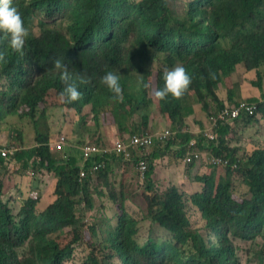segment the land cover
<instances>
[{
	"label": "trees",
	"instance_id": "16d2710c",
	"mask_svg": "<svg viewBox=\"0 0 264 264\" xmlns=\"http://www.w3.org/2000/svg\"><path fill=\"white\" fill-rule=\"evenodd\" d=\"M13 3L21 12L28 36L24 55L0 41V81H6L0 89V124L26 112L35 123L36 134L35 144L21 149L7 167L23 163L31 174L36 168L53 175L55 184L50 205L40 209V199L34 195L15 216L11 201L3 200L5 176L1 173L6 161L0 157V264H65L79 244L89 248L83 264H238L234 239L259 238L264 244V138L257 137L251 152L238 158V148L230 150L229 146L231 124L225 122L217 129L216 146L206 142L205 147L201 140L198 148L237 162V169L208 166L195 176L199 187L192 192L178 186L159 191L152 180L153 162L159 155L172 163L182 162L192 137L181 132L186 124L185 100L200 105L208 122L223 108L238 104L243 88L250 85L260 93L259 98H246L257 103V111L241 119L246 124L264 121V0H188L182 14L170 0ZM56 60L86 81H77L82 96L70 104L62 103L59 96L65 82L59 77ZM153 63L157 65L155 89L163 86L166 69L177 64L185 67L192 79L180 98L169 94L159 100L149 94ZM240 64L242 84L234 81ZM109 70L120 75V100H113L100 80ZM41 104L50 110L64 109L72 133L95 142L77 143L73 155L65 151L66 142L57 145L65 136L53 143L52 134L38 128L37 119L45 116L44 110H39ZM153 107L166 125L177 131L174 143L179 146L169 157L167 151L173 143L160 148L163 144L156 141L157 150L148 157L143 178L147 217L171 235V240L163 243L138 239V222L127 212L123 191L110 188L108 164L117 159L101 136L107 123L123 137L145 133ZM258 113L262 120L255 118ZM196 121L203 125L202 120ZM4 131L0 128V134ZM52 144L57 145L55 150ZM88 146L100 151L92 154L100 165L97 169L93 163L83 162V149ZM54 152H65L66 159ZM134 155L130 154L127 162ZM118 160L124 162V157ZM235 173L243 176L246 196L237 193ZM97 174L114 201L118 213L114 225L100 214L86 222V216L78 212L82 204L93 207L89 183ZM201 229L208 236H203ZM25 247L29 253L21 257L20 249Z\"/></svg>",
	"mask_w": 264,
	"mask_h": 264
},
{
	"label": "rangeland",
	"instance_id": "374dc122",
	"mask_svg": "<svg viewBox=\"0 0 264 264\" xmlns=\"http://www.w3.org/2000/svg\"><path fill=\"white\" fill-rule=\"evenodd\" d=\"M171 4L174 6L175 10L182 14L183 9L185 7V3L188 0H170ZM126 53V52H124ZM156 63H153L149 69L151 75L150 77V89L149 94L153 95V92L155 90V80H156ZM263 72V88H264V65L261 67ZM133 74H136V72H131ZM238 84L243 83V71L241 68H239L236 71L235 79ZM6 86V81L3 79L0 81V89L4 88ZM254 96L256 98H259L260 93L257 89L251 87L250 85H247V87L243 88V92L238 96L237 101L240 100H246L247 97ZM191 106H195L196 110H198V115L194 116L193 118H189L187 120L188 124L186 127L194 131V127L190 124V122H197L196 120H202V124H204V117L202 115V111L200 109V105H197L195 102H189ZM39 110H44L45 116L40 117L37 119L38 122V128L44 133H51L52 139L51 141H57L62 136H65V144L67 145L65 151H67L69 154L73 155L77 153L78 145L86 143L87 141H90L94 143L95 141L90 138L87 139V136L82 137L78 134L72 133V122L70 118L67 116L66 111L64 109H48V107L44 105H40ZM151 112H154L151 116V122L150 127L146 131L148 133H155L165 130L166 128H170L166 125L165 120L156 113L154 110V107L151 109ZM192 111H188V114H191ZM20 116H14L9 117L7 122L0 124V128L2 130H5L4 133L0 135L1 140H7L10 141V144L16 148L20 146L19 143H23L28 148H30L31 145H34V133L36 134V130L34 128L35 123L31 121V119L28 117L26 112L20 111ZM207 116V115H206ZM257 120L261 119V114L258 113L256 115ZM107 127L102 128L101 130V136L103 138V142L106 141L107 146H110L113 141L116 139H119L123 137L122 135H119L116 130L113 131L111 123H107ZM233 128L236 129L237 132L242 134L243 138L246 140L243 143L244 152L248 154L250 152V145H252V142H248V140H252L254 143L258 141L257 137L264 138V121L261 122V125H251L247 127H243L242 124L235 125ZM232 129V130H235ZM235 132V133H237ZM138 134V133H134ZM233 140H237L235 137H233ZM68 141V142H67ZM169 143H174V138H170L167 140V143L163 146H160V148L166 147L168 148ZM231 144L234 142L231 141ZM156 147V144L151 146L150 149L147 150V160L148 157H150V152L154 151ZM70 149V150H69ZM231 150V148H230ZM162 152L163 150L160 149ZM174 151H177V149L169 148L168 153L169 157L174 153ZM241 150L236 151L235 155H238V158L242 157L243 153ZM55 153V152H54ZM59 155H57L61 159H66V156L64 155L65 152H58ZM55 153V154H58ZM238 153V154H237ZM136 162H122L120 160H116L113 162H110L108 164V181L111 184L112 189H114L116 192L122 190L123 194L122 196L125 198V206L127 209L128 214L137 220L138 222V239L140 241H145L148 239H152L157 243H163L168 242L171 240V235L168 231H166L164 228L158 226L156 223H152L148 217H147V209H146V202H145V186L143 179L139 177L141 175L139 168L142 163V159L137 156H132ZM167 160H169L167 158ZM82 161V160H81ZM144 164L147 166L148 163L144 161ZM179 164L181 165L179 167ZM177 166H174L172 169V172L174 174H170V170L168 168V165H176V163H172L170 160L164 163H162V175H164L163 180H167L170 183H174L173 185H181L186 182H188L187 190L191 191V182L189 180V175L191 174V167H193L195 164H192L190 166H186L183 164V162L179 163ZM208 163L202 162L201 167H199L198 171L201 169V173L206 171ZM179 172H181L180 175L177 176ZM1 175L8 177L11 180H16L17 185L15 188H13L14 196H10V190H9V184L5 185V196L3 197V200L5 202L11 201V208L13 210L14 215H18L20 212V209L25 201H27L30 198V194L34 192L35 190L38 191V196H40V202H39V208L44 209L48 205L51 204V202L54 199L53 195V189H54V182L55 178L53 175L48 174L43 171H39L38 169H34V174L30 173L29 167H25L23 163L21 165L17 164L15 167H6L4 166L3 171ZM0 175V176H1ZM99 174L96 176H93L91 178V181L89 183L90 186V193L93 197V207L88 205H80L78 208V212L80 215H85V221L91 222L92 218L96 214L104 215L106 218L110 220V223L114 225L117 221L118 213L115 210V204L114 201L110 199L108 196V187L104 184L103 180L99 178ZM233 178H235V188L237 190L238 195L246 196V187L242 183L241 179L243 176L241 173H235L233 175ZM38 182V183H37ZM37 185V186H36ZM171 185V184H170ZM154 186L159 191L165 190L166 187H162L161 185H156V182H154ZM169 186V185H168ZM120 197V196H118ZM124 200V199H123ZM200 233L203 236H208V233L206 230L201 229ZM234 245L236 247V258L238 264H264V244L263 241L259 238H256L254 240H248V241H242L239 239L233 240ZM262 247V248H261ZM28 247L20 249V254L22 256L26 255L28 253ZM89 254V248L85 245H76L74 248V253L69 259L68 262L65 264H83Z\"/></svg>",
	"mask_w": 264,
	"mask_h": 264
},
{
	"label": "clouds",
	"instance_id": "9594fccd",
	"mask_svg": "<svg viewBox=\"0 0 264 264\" xmlns=\"http://www.w3.org/2000/svg\"><path fill=\"white\" fill-rule=\"evenodd\" d=\"M27 36H28V28L25 26L23 18H22V15H21V12L14 5L13 0H0V41H4L6 43V45H7V47L12 52L19 53L20 55H24V49H25ZM0 58H2V56H0ZM55 67H56L57 70H59V77H60L61 81L65 82V87L59 93L61 102L65 103V104H70V103H72L74 101H77L82 96V92L79 90V86H78L77 81L79 80V82H81V83H84L86 81H84L82 77H79L78 74H74L72 71H69L67 66L65 64L61 63L60 60H56L55 61ZM191 79H192V77L186 71L185 67L182 64H177L174 67L166 69L164 71V73H163V86L156 88L154 90V92H153V95L159 100L166 99L169 96V94L172 97H174V98H180L184 94V91L190 85ZM100 80L110 90V92L113 94V96H112L113 100L122 99L123 89L121 87L120 75L118 74V72H114V71H111V70L106 71L101 76ZM144 87H148V85L145 84ZM251 97H254V96H250L249 98H251ZM242 101L248 102L249 104H253V105L256 106V110L252 114V115H254L256 113V111H257V103L246 101V100H240L239 102H242ZM231 106H234V105H231ZM252 115H241L237 119L233 120V122L231 123V127L233 128L234 124L237 121H239L242 117H244V116H252ZM184 116H185V121H186V112L185 111H184ZM210 117H209V119H210ZM208 122H209V120H208ZM208 122H204V124L200 127V130H198V131L203 130L208 125ZM185 127H186V124H185ZM185 127L181 130V132H186L184 130ZM166 129L174 132V134L171 137H169L168 139L174 138L176 136V134H177L176 130H171L170 128H166ZM160 132H162V131H160ZM155 133H159V132H155ZM155 133L145 132L143 134L153 135ZM196 133L194 134V136L196 135ZM143 134H139L138 133V134L126 135L123 138L116 139L115 141H117V140H124L125 141L131 135H143ZM194 136L192 135L191 138H193ZM175 140L176 139L174 138V141ZM155 142L156 141L154 140L152 146L155 145ZM166 143H167V141L165 143H162V144L164 145ZM169 144H168V146H169ZM112 146H108V147L111 148ZM187 146L185 148L184 156L181 158L182 162H183V158L186 155V152L189 151L187 149ZM203 146L206 147V144H203ZM0 147H2V148L13 147L14 148V146H12L10 144V141L1 140V139H0ZM18 148H20V150H21V149H27L28 147L26 145H24V144L23 145L20 144V146ZM150 148H148V149H150ZM148 149L145 150L146 153H147ZM200 150L209 151L206 148L200 149ZM134 154H135L134 156L139 157V155H138L139 152H135ZM210 154L214 155L212 153H210ZM15 156L12 157L8 161L5 160L4 158H2L1 156L0 157L6 161L5 164H6V167H7L9 164L14 163ZM147 156H148V154H147ZM147 156H146V159H145V157H143L146 162H147ZM132 161L136 162V164L138 163V161H135L134 158L132 159ZM202 162H207L208 163V161H206V160H202ZM202 162H200V163H192V164H195L194 166L201 167ZM232 163L237 164V167H238V163L237 162H232ZM183 164L186 165V166L192 165V164H185L184 162H183ZM208 166H211V164L208 163L207 167ZM211 167L212 168H216V167H213V166H211ZM217 167H221V166H217ZM237 167L235 169H237ZM147 168H148V165H147ZM147 168H146V171H147ZM224 168H227V167H224ZM30 173H31V171H30ZM200 173H201V171H197L196 173H193V174L189 175L190 182L192 184L196 185L197 188L199 187V184L197 182H195L194 179H195V176H197ZM143 178H144V175H143L142 179ZM169 186H171V185H169ZM172 186H174V185H172ZM175 186L181 187L179 185H175ZM168 187H166V188H168ZM34 195L37 196V199H40V196H38V191L35 190L34 192H32L30 194V197L34 196ZM28 253H29V251H28ZM26 255H24V256H26ZM20 256L22 257L21 254H20Z\"/></svg>",
	"mask_w": 264,
	"mask_h": 264
},
{
	"label": "built area",
	"instance_id": "2783aa9c",
	"mask_svg": "<svg viewBox=\"0 0 264 264\" xmlns=\"http://www.w3.org/2000/svg\"><path fill=\"white\" fill-rule=\"evenodd\" d=\"M256 110V106L253 104H249L248 102H239L237 105L228 106L220 110L216 115H212L209 119L208 125L201 131H198L196 135L190 139L188 142L187 149L189 151L186 152L185 157L183 158V162L185 164L192 163H200L202 160L208 161L209 164L213 167L221 166L227 167L230 165L233 169L237 167V164L230 163L229 160L216 157L211 155L207 151L200 150L198 148L199 144H206V142H213L216 145L217 141V129L225 124V122H233V120L237 119L241 115H252ZM174 132L166 129L162 132L155 133L153 135L143 134V135H131L125 141L117 140L114 142L113 146L109 148V150L118 157L123 158L124 161L127 162L130 160V154H134L135 152H139V158L142 159L141 166L139 171L141 176L143 177L147 166L144 164L147 153L146 149L150 148L155 141H159L161 143H165L169 137H171ZM65 139H61L58 142L59 144H64ZM57 145H51V149L55 150ZM144 149V150H143ZM20 151V148L10 147V148H2L0 147V156L5 160H10L14 157L17 152ZM85 159L84 162H91L95 165V169H97L100 165H97L96 160L92 157V154L99 153L100 151L94 147H86L83 149ZM95 152V153H94ZM145 157V159L143 158ZM84 175V174H83Z\"/></svg>",
	"mask_w": 264,
	"mask_h": 264
},
{
	"label": "crops",
	"instance_id": "0c3cea01",
	"mask_svg": "<svg viewBox=\"0 0 264 264\" xmlns=\"http://www.w3.org/2000/svg\"><path fill=\"white\" fill-rule=\"evenodd\" d=\"M239 68H241L242 71H243V67H242L241 64L237 66V70H238ZM237 70H236V71H237ZM243 76H244V73H243ZM234 81H235V80H234ZM236 83H237V82H236ZM239 84H242V83H239ZM190 102H191V101H190ZM192 102H193V101H192ZM183 108L185 109V112H186V125H187V124H188L187 120H188L189 118H193L194 115L198 114V110H196V107H195V106H192V108H191V106H190L188 100H185V103H183ZM193 109H194V110H193ZM187 110H188V111H192L191 114H188V113H187ZM261 122H262V121H260V122H254V123H251V124H246V123H244L243 120L241 119V120L237 121V122L235 123V125L237 126V125H239V124H242L243 127H247V126L256 125V124L261 125ZM190 124L194 127V131L189 130L187 127H185L184 130H185L187 133H189V134H191V135L194 136V134H195L198 130H200V126L197 125L195 122H192V121L190 122ZM201 126H202V125H201ZM232 129H235V128H232ZM235 132H237L236 129L231 131V137H230V140H229V146H230V148H231L232 150H233L234 147H236V148H238L237 151H240V150H241L242 152H244L243 143H244L246 140L243 138L242 134H240L239 132H237V133H235ZM233 137H235L237 140H233ZM231 141H233L234 143L231 144V143H230ZM248 142H252V145L256 143V142L254 143L252 140H248ZM178 147H179V146H178L176 143H173L169 148L178 149ZM250 147H251V148H250V152H251L253 146L250 145ZM155 148H157V147H155ZM155 150H157V149H154V151H152V152H155ZM152 152H150V157L154 156V154H155V153H152ZM237 154H238V153H237ZM167 155H169L168 151H167ZM236 157H238V155H237ZM167 161H169V160H167V158L161 157V156L159 155V158H157V159L154 160V162H153V164H154V173H153V175H152V180H153V182H156V185H161L162 187H168V185L171 184V186H172V185L174 184V183H172V182L170 183V182L167 181V180H163L165 176L162 175V170H163L162 163H164V162L167 163ZM177 165H178V164H176V165H168V168H169V170H170V174H174V172H172V169H173L174 166H177ZM180 166H181V165L179 164V167H180ZM198 169H199V166H193V167H191V172H190V173H191V174L196 173V172L198 171ZM199 171H201V169H200ZM180 174H181V172H179V169H178V174H177V176L180 175ZM3 182H4V185L9 184L10 196H14V193H13V190H12V189L16 187V185H17V181H16V180H11V179H9L8 177H5ZM37 183H38V182H37ZM36 186H37V185H36ZM179 186H181V187H183L184 189L187 190L188 182H186V183H184V184H181V185H179ZM190 186H191V191H189V192H192V191H194V190L197 189V186L194 185V184H192V183H191Z\"/></svg>",
	"mask_w": 264,
	"mask_h": 264
}]
</instances>
